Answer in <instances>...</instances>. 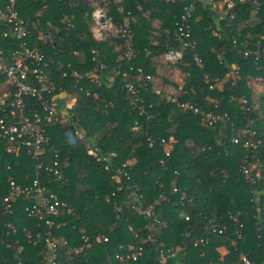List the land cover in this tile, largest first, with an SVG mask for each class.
I'll list each match as a JSON object with an SVG mask.
<instances>
[{
    "label": "trees",
    "instance_id": "16d2710c",
    "mask_svg": "<svg viewBox=\"0 0 264 264\" xmlns=\"http://www.w3.org/2000/svg\"><path fill=\"white\" fill-rule=\"evenodd\" d=\"M93 1L106 2L116 24L128 12L133 15L130 57L125 55V37H92L93 6L85 0H15L22 18L40 20L30 41L50 64L55 92L65 91L63 99L74 96L75 102L66 112L70 121L46 130L45 162L57 155L63 177L36 169L25 147L16 155L8 149V139L0 141V264H47L44 241L29 242L22 230L44 233L45 221L27 215L21 195L14 194L17 200L10 209L3 201L13 195L10 181L25 187L35 178L74 210L53 217V234L66 242L60 246L58 264H158L159 243L174 251L167 264H243L241 256L264 264V179L245 181L240 164L250 149L232 141L243 139L242 129L252 132L261 140L264 161V0H256V13L253 0H234L232 8L224 5L219 14L207 0ZM191 5L186 22L195 46L184 49L180 61L169 63L163 54L168 48H182L177 26ZM6 43L0 38L4 50ZM93 49L98 51L96 61ZM247 49L251 52L245 54ZM98 61L108 71L94 74L97 83L71 74L73 69L85 74ZM138 67L163 83H182L177 101L226 113L228 119L209 125L199 114L156 94L149 81L142 85L140 100L131 103L124 84L137 81ZM161 67L176 72L180 81L162 77ZM75 128L85 138H78ZM169 136L176 142L165 155L159 141ZM88 144L105 159L88 153ZM130 160L127 175L116 182L113 172ZM156 201L150 217L140 213ZM209 218L226 221L228 229L211 231L215 221ZM148 233L154 241L146 238ZM82 234L108 239L91 243L78 255L68 252L82 244ZM200 238L206 241L194 244ZM128 246L141 247V253L136 259L118 258Z\"/></svg>",
    "mask_w": 264,
    "mask_h": 264
},
{
    "label": "built area",
    "instance_id": "2783aa9c",
    "mask_svg": "<svg viewBox=\"0 0 264 264\" xmlns=\"http://www.w3.org/2000/svg\"><path fill=\"white\" fill-rule=\"evenodd\" d=\"M200 1L203 0H192ZM205 1V0H204ZM245 1V0H238ZM213 8L218 2L214 0L207 1ZM256 7L253 9V13L257 12L258 3L256 0L252 1ZM85 3L93 6L91 11V17L93 24L91 26L92 37L96 40H102L110 38L114 34H119L125 37L126 52L125 55L130 57L133 54L132 48V32L130 23L133 22L134 17L128 12L127 16L122 22L118 24L112 21V16L108 15L105 3H96L93 0H85ZM222 7L232 8L234 0H222ZM46 7V3L43 5ZM193 5L185 8L184 13L180 16V21L177 26L179 36L182 41V48H168L163 54V59L169 63H175L180 61L183 57L184 49L195 46L194 41H190V29L186 22L191 15V9ZM223 10V8H222ZM217 10L219 12L222 11ZM225 15V14H223ZM231 14L230 17H233ZM50 25V23H47ZM41 25L40 20L24 19L20 16L15 0H0V38L7 40L6 50L0 46V141L8 139L11 143L9 145L10 150L14 151L17 155L20 147L26 148V153L36 160V169H43L46 174H50L55 178L63 177V170L59 168V159L57 155L54 158H48L46 161L44 145L48 140L46 130L48 126L57 123H66L70 121L66 112L72 108L75 98L74 96L70 100H64L65 91L55 92L54 82L51 77L50 64L46 61L45 54L37 48L34 43H31L32 28L39 27ZM92 59L96 61L98 51L93 49ZM251 52L246 50L245 54ZM257 57L260 53H257ZM52 62V61H50ZM60 67L62 65L59 64ZM70 67V65L68 64ZM132 68V67H131ZM97 71H108L107 65L103 61H98L93 65V68L85 74H81L78 70L73 69L71 74L75 77H82L85 75L91 82H99V79L95 77ZM114 74H118L119 70H113ZM67 71L64 70L62 75L66 76ZM122 75H126V72H122ZM136 82H125V90L127 97L131 103H136L140 100V91L143 83L152 82L153 88L156 94H161L168 102H177L183 110H191L195 114L201 116V120L209 125L218 121H225L228 119L226 113L214 114L206 112L195 106L190 101H177L176 97L180 95L182 83H178L177 87L169 83H163L161 77H155L152 74L144 73L143 70L136 68ZM145 81V82H141ZM244 103V102H243ZM36 104V105H35ZM136 129V125L133 126ZM240 135L243 139L233 137L234 143H241L242 147L250 149V155H246L242 163L240 164V171L245 181L253 182L256 180L264 179V161L260 157L259 150L261 145L260 139H255L253 133L242 129ZM74 134L78 138H85L83 134L77 128L74 129ZM176 139L173 136L168 138H162L159 144L162 145L165 155H169L173 144ZM155 142L150 141L149 145H153ZM97 147L87 145L88 153L98 156V159L104 160L105 157L100 156L96 150ZM114 155V153H111ZM132 160L124 162L118 169L113 172V178L116 182L120 183L122 175H127L125 170L126 166H130ZM107 168V167H106ZM12 196L3 197V201L6 203V208L10 209L17 200V196L21 195L24 201V210L27 215L34 219L45 221L46 229L44 233L33 232L32 230L23 227L24 235L29 242L37 243L41 239L44 241L46 248V255L44 260L47 264H58L60 257V246L65 244V240L55 237L52 232V226L54 225L53 217H60L66 214H74V210L71 205L60 201L56 194L49 193L45 185L41 184L39 178H35L32 182L22 187L16 184L13 180L9 182ZM121 186H117L119 190ZM177 187L173 186L172 191H176ZM14 194H17L15 196ZM129 202V201H127ZM158 204L156 201L148 205L145 209L140 210L145 217L152 215L154 206ZM232 218V216L230 215ZM187 218V217H186ZM235 220V218H232ZM3 217L0 214V223L3 221ZM215 219L209 218V222H214ZM151 223H147L146 227L150 228ZM228 229L227 222H217L211 231L222 233ZM149 241H154L151 234L148 233L146 237ZM82 244L76 247L68 248L67 251L79 254L85 248L89 247L91 243H102L108 238L101 235H96L93 239L85 234L81 236ZM206 239L200 238L198 242L194 244L204 243ZM9 246V243L8 245ZM141 248V247H140ZM140 248L128 246L126 248V254H117L118 258L125 256L126 258L136 259L139 255ZM22 246H17V251L21 252ZM158 250V264H167L170 256L174 255L172 249H166L162 243L157 245ZM243 264H254L246 256H241ZM20 264V261H18Z\"/></svg>",
    "mask_w": 264,
    "mask_h": 264
},
{
    "label": "rangeland",
    "instance_id": "374dc122",
    "mask_svg": "<svg viewBox=\"0 0 264 264\" xmlns=\"http://www.w3.org/2000/svg\"><path fill=\"white\" fill-rule=\"evenodd\" d=\"M190 1H192V0H190ZM207 1H209V0H207ZM207 1H205V2L208 3ZM214 6L216 7V10H220V9L222 10V8H223L222 3H220V2H218L217 5H214ZM216 12H217V14H219V11H216ZM160 71H161V74H163L162 77H167L169 80L174 81V82L180 81V77L176 72H174V73L169 72L167 69H165L163 67L160 68Z\"/></svg>",
    "mask_w": 264,
    "mask_h": 264
},
{
    "label": "crops",
    "instance_id": "0c3cea01",
    "mask_svg": "<svg viewBox=\"0 0 264 264\" xmlns=\"http://www.w3.org/2000/svg\"><path fill=\"white\" fill-rule=\"evenodd\" d=\"M18 252V251H17ZM19 253V252H18ZM19 261V260H18Z\"/></svg>",
    "mask_w": 264,
    "mask_h": 264
}]
</instances>
